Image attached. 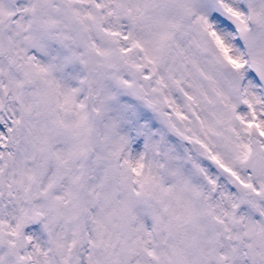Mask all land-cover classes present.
<instances>
[{"label": "snow or ice", "instance_id": "6c2138e0", "mask_svg": "<svg viewBox=\"0 0 264 264\" xmlns=\"http://www.w3.org/2000/svg\"><path fill=\"white\" fill-rule=\"evenodd\" d=\"M0 264H264V0H0Z\"/></svg>", "mask_w": 264, "mask_h": 264}]
</instances>
